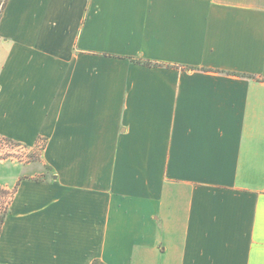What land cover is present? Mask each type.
<instances>
[{
	"label": "crops",
	"instance_id": "1",
	"mask_svg": "<svg viewBox=\"0 0 264 264\" xmlns=\"http://www.w3.org/2000/svg\"><path fill=\"white\" fill-rule=\"evenodd\" d=\"M0 137V264H264V0H8Z\"/></svg>",
	"mask_w": 264,
	"mask_h": 264
},
{
	"label": "rangeland",
	"instance_id": "2",
	"mask_svg": "<svg viewBox=\"0 0 264 264\" xmlns=\"http://www.w3.org/2000/svg\"><path fill=\"white\" fill-rule=\"evenodd\" d=\"M6 3L3 5L2 9L5 7ZM2 9L0 10V13L2 12ZM45 147H46V140L42 139L40 142L38 141L37 144H34L30 148L26 146L17 148L16 154L5 155L4 156L5 158L1 159L0 161H9L8 163L12 162L21 165L30 162H35L36 160H39L41 158V154L45 150ZM7 165L11 166L9 164ZM11 198H12V192H8L0 189V217H3L7 212L8 206H6V203H10Z\"/></svg>",
	"mask_w": 264,
	"mask_h": 264
},
{
	"label": "built area",
	"instance_id": "3",
	"mask_svg": "<svg viewBox=\"0 0 264 264\" xmlns=\"http://www.w3.org/2000/svg\"><path fill=\"white\" fill-rule=\"evenodd\" d=\"M7 0H0V10L2 9L3 5L6 3ZM42 139H38L35 144L40 142ZM23 145L8 140L6 138L0 137V160L4 159L5 155L16 154V149L22 147ZM14 157V156H13ZM8 203H6L7 206Z\"/></svg>",
	"mask_w": 264,
	"mask_h": 264
},
{
	"label": "trees",
	"instance_id": "4",
	"mask_svg": "<svg viewBox=\"0 0 264 264\" xmlns=\"http://www.w3.org/2000/svg\"><path fill=\"white\" fill-rule=\"evenodd\" d=\"M136 62L142 63V64L147 65V66H153V67L157 66L156 63H151L148 61H144V62L143 61H136ZM248 78H251V77H248ZM2 221H3V217H0V225H1ZM93 264H99V263L97 261H95V262H93Z\"/></svg>",
	"mask_w": 264,
	"mask_h": 264
}]
</instances>
